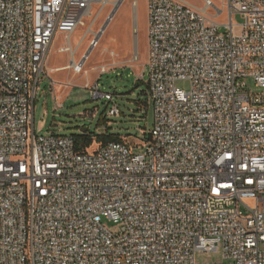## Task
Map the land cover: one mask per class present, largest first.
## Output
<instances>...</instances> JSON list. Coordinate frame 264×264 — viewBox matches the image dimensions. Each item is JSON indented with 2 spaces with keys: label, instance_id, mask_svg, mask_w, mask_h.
<instances>
[{
  "label": "built area",
  "instance_id": "1",
  "mask_svg": "<svg viewBox=\"0 0 264 264\" xmlns=\"http://www.w3.org/2000/svg\"><path fill=\"white\" fill-rule=\"evenodd\" d=\"M112 3L0 0V264H201L196 252L217 251L264 264V0H146L152 130L78 151L36 132V92L56 35L83 73L76 52L103 31L91 23L74 49L70 36Z\"/></svg>",
  "mask_w": 264,
  "mask_h": 264
},
{
  "label": "rangeland",
  "instance_id": "2",
  "mask_svg": "<svg viewBox=\"0 0 264 264\" xmlns=\"http://www.w3.org/2000/svg\"><path fill=\"white\" fill-rule=\"evenodd\" d=\"M117 1L119 0H111L116 3ZM184 1L195 7L203 6V0ZM211 1L216 6L221 3V0ZM115 4L106 6L100 12L99 7L94 8L93 15L96 19L85 20V26L78 28L70 36L73 49L79 44L91 23L94 33L103 29ZM232 23L240 25L241 17L233 16ZM103 32L98 46L88 56L82 74L75 75L71 70H64L56 75L69 84V87L64 89L60 109L55 106L54 92L57 94V86L62 85V81L57 80L53 73H49V67L69 65L70 56L68 53L58 52L66 40L64 35H56L34 103L33 122L36 132L73 136L87 130L92 136L88 152H94L98 148L100 143L97 142V137L100 135H117L120 136V141L133 147L140 145L153 127V108L147 91L146 0H123ZM220 32H224V29ZM92 38L93 36L86 37L80 45L75 55L77 62L86 48H89ZM110 54H113L114 58ZM102 69L105 71L103 74ZM247 83L249 91L256 90L249 81ZM97 84L100 92L112 95V103L92 97L91 92ZM175 86L184 91H189L190 88L186 81H178ZM113 105L118 108L120 114L108 117L106 114ZM133 152L139 154L142 150L134 148ZM103 225L112 234L120 231L119 225L105 219ZM262 248L264 249V246ZM195 261L201 264H228L220 251L196 252Z\"/></svg>",
  "mask_w": 264,
  "mask_h": 264
},
{
  "label": "trees",
  "instance_id": "3",
  "mask_svg": "<svg viewBox=\"0 0 264 264\" xmlns=\"http://www.w3.org/2000/svg\"><path fill=\"white\" fill-rule=\"evenodd\" d=\"M75 139V146L78 151L84 149V148H89L90 145L92 144V136L90 133L84 131L80 134L73 135ZM98 138V143L100 144H105L109 142H118L120 141V136L117 135H100L97 137Z\"/></svg>",
  "mask_w": 264,
  "mask_h": 264
},
{
  "label": "crops",
  "instance_id": "4",
  "mask_svg": "<svg viewBox=\"0 0 264 264\" xmlns=\"http://www.w3.org/2000/svg\"><path fill=\"white\" fill-rule=\"evenodd\" d=\"M104 33V32H103ZM61 48V47H60ZM89 49L88 48H86V50L83 52V54L82 55H84V54H86L85 52H87ZM58 52L59 53H62V52H60L59 51V49H58ZM62 54H64V53H62ZM66 54V53H65ZM82 55H81V57H82ZM70 56V55H69ZM49 73H53V75L57 78V80H61L62 81V85H60V86H57V87H59V88H57V94L54 92V99L56 100V102H55V106H56V103L58 104V105H60V106H62V99H63V95H64V89H67L68 87H69V84H67V83H64L63 82V80H62V78H60V77H58V76H56L57 74H59L60 72H62V71H64V70H70V69H68V65H66V66H54V67H49ZM89 79V78H88ZM65 85H67V86H65ZM49 86L51 87V84H49ZM50 90H51V88H50ZM52 91V90H51ZM85 131L87 132V130H84V133H85Z\"/></svg>",
  "mask_w": 264,
  "mask_h": 264
},
{
  "label": "water",
  "instance_id": "5",
  "mask_svg": "<svg viewBox=\"0 0 264 264\" xmlns=\"http://www.w3.org/2000/svg\"><path fill=\"white\" fill-rule=\"evenodd\" d=\"M122 2H123V0L117 1V3L115 4L114 9L112 10L111 14L109 15V17L107 19V22H106L105 26L103 27L102 31L105 30V28L107 27L108 23L113 19L114 15L116 14V12H117V10H118V8H119V6L121 5ZM91 52H92V50L89 49L86 52L85 56L88 57Z\"/></svg>",
  "mask_w": 264,
  "mask_h": 264
},
{
  "label": "bare ground",
  "instance_id": "6",
  "mask_svg": "<svg viewBox=\"0 0 264 264\" xmlns=\"http://www.w3.org/2000/svg\"><path fill=\"white\" fill-rule=\"evenodd\" d=\"M123 3V2H122ZM121 6V5H120ZM87 75V74H86Z\"/></svg>",
  "mask_w": 264,
  "mask_h": 264
}]
</instances>
